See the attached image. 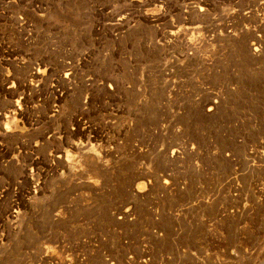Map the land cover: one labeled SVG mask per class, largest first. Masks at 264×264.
I'll return each mask as SVG.
<instances>
[{
	"label": "rangeland",
	"instance_id": "1",
	"mask_svg": "<svg viewBox=\"0 0 264 264\" xmlns=\"http://www.w3.org/2000/svg\"><path fill=\"white\" fill-rule=\"evenodd\" d=\"M0 264H264V0H0Z\"/></svg>",
	"mask_w": 264,
	"mask_h": 264
},
{
	"label": "built area",
	"instance_id": "2",
	"mask_svg": "<svg viewBox=\"0 0 264 264\" xmlns=\"http://www.w3.org/2000/svg\"><path fill=\"white\" fill-rule=\"evenodd\" d=\"M66 259L69 260V257H67Z\"/></svg>",
	"mask_w": 264,
	"mask_h": 264
}]
</instances>
